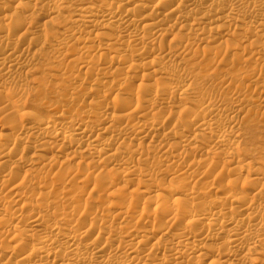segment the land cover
<instances>
[{"label": "bare ground", "instance_id": "6f19581e", "mask_svg": "<svg viewBox=\"0 0 264 264\" xmlns=\"http://www.w3.org/2000/svg\"><path fill=\"white\" fill-rule=\"evenodd\" d=\"M0 264H264V0H0Z\"/></svg>", "mask_w": 264, "mask_h": 264}, {"label": "rangeland", "instance_id": "374dc122", "mask_svg": "<svg viewBox=\"0 0 264 264\" xmlns=\"http://www.w3.org/2000/svg\"><path fill=\"white\" fill-rule=\"evenodd\" d=\"M31 86L33 85V83L30 81V83H29ZM30 106H29V108L31 107V104H29Z\"/></svg>", "mask_w": 264, "mask_h": 264}]
</instances>
